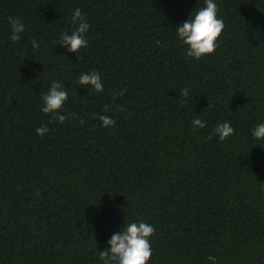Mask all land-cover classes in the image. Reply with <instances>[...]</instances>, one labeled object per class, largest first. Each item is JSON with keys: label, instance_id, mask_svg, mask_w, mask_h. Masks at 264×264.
Masks as SVG:
<instances>
[{"label": "trees", "instance_id": "obj_1", "mask_svg": "<svg viewBox=\"0 0 264 264\" xmlns=\"http://www.w3.org/2000/svg\"><path fill=\"white\" fill-rule=\"evenodd\" d=\"M214 2L225 27L194 59L175 30L205 0H0V264H103L132 222L155 229L147 264H264V0ZM77 8L88 46L71 53ZM92 71L102 92L78 84ZM53 81L78 118L41 111ZM222 122L234 134L208 139Z\"/></svg>", "mask_w": 264, "mask_h": 264}, {"label": "clouds", "instance_id": "obj_2", "mask_svg": "<svg viewBox=\"0 0 264 264\" xmlns=\"http://www.w3.org/2000/svg\"><path fill=\"white\" fill-rule=\"evenodd\" d=\"M205 7L192 12L187 21L178 26L175 30L176 36L183 46H186L185 55L189 58L200 59L203 56L215 52L216 41L222 33L225 25L223 19L217 18V4L214 0H205ZM8 23L11 26L12 35L10 39L17 42L21 39V34L25 31V26L19 18L9 17ZM72 24L75 26L71 34L63 33L60 38L61 47L66 48L68 52L76 53L82 48L88 46V40L85 33L89 30V23L82 15L79 8L75 9L72 15ZM159 44V41L156 42ZM32 48L38 49L39 43L36 40L31 41ZM78 84L81 86H90L96 92L103 91V83L98 72L92 71L82 73L79 77ZM124 90L113 95V100L117 96H123ZM188 89H182L181 96L187 97ZM68 99V92L61 86L59 82L53 81L48 88L46 94H42L41 111L45 114H51L52 119L63 124L66 119L77 117L76 113L71 116L61 113L64 103ZM107 110V106H106ZM121 111L124 109L121 107ZM98 119L102 122L103 127H114L116 121L107 115H100ZM83 123V120H81ZM205 123L196 118L192 121V127L202 129ZM234 128L228 122L218 123L209 135L219 137L221 141L234 134ZM48 132L46 126L36 129L39 136H43ZM252 136L259 140L264 138V123L258 124L252 131ZM155 229L145 222H132L123 227V229L111 236L108 241L109 248L99 252V258L103 264H147L152 256L149 238L154 234ZM211 264H216L215 257L209 255L207 257Z\"/></svg>", "mask_w": 264, "mask_h": 264}]
</instances>
